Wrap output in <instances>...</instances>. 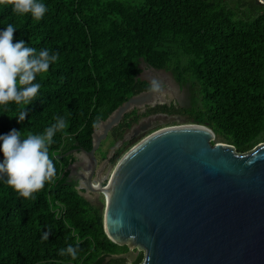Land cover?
Returning <instances> with one entry per match:
<instances>
[{
    "label": "trees",
    "instance_id": "obj_1",
    "mask_svg": "<svg viewBox=\"0 0 264 264\" xmlns=\"http://www.w3.org/2000/svg\"><path fill=\"white\" fill-rule=\"evenodd\" d=\"M48 11L37 21L0 7V28L13 24V43L23 40L37 50L59 54L42 87L25 106L0 107V135L12 129L26 136L65 118L49 155L56 176L29 198L0 180V264H126L106 262L125 253L104 233L103 209L69 184L67 156L75 148L90 151L92 134L129 98L148 91L141 65L171 74L188 87L194 104L182 124L210 128L215 143L239 154L264 143V5L257 0H42ZM124 116L115 134L130 128ZM180 115L158 105L140 117ZM127 146V145H126ZM123 149L111 159H119ZM103 159L107 154H103ZM45 234L47 238L45 239ZM77 247L72 259L59 250ZM140 258L136 261L139 262Z\"/></svg>",
    "mask_w": 264,
    "mask_h": 264
},
{
    "label": "water",
    "instance_id": "obj_2",
    "mask_svg": "<svg viewBox=\"0 0 264 264\" xmlns=\"http://www.w3.org/2000/svg\"><path fill=\"white\" fill-rule=\"evenodd\" d=\"M156 92L129 98L96 127L89 152L76 150L92 166L87 176L78 174L81 190L104 197V233L128 248L106 262L135 264L137 251L143 254L139 264H264V143L239 154L231 145L212 144L215 134L206 126L170 127L173 118L157 114L128 138L150 130L153 121L169 127L127 151L107 185L93 184L101 143L126 114L155 106Z\"/></svg>",
    "mask_w": 264,
    "mask_h": 264
},
{
    "label": "clouds",
    "instance_id": "obj_3",
    "mask_svg": "<svg viewBox=\"0 0 264 264\" xmlns=\"http://www.w3.org/2000/svg\"><path fill=\"white\" fill-rule=\"evenodd\" d=\"M0 7H10L18 15L30 13L37 21L48 11L42 0H0ZM16 30L11 23L0 28V107L25 106L14 116L21 122L27 115L26 106L37 99L41 90L38 77L48 73L50 66L58 61L59 54L48 48L37 50L23 40L13 43ZM66 127L65 118L57 115L54 123L42 132L24 136L21 131L12 129L0 135V180L24 198L31 197L46 182L52 181L56 168L49 155L50 145L56 133ZM59 254L76 259L77 247L68 244L59 250Z\"/></svg>",
    "mask_w": 264,
    "mask_h": 264
},
{
    "label": "rangeland",
    "instance_id": "obj_4",
    "mask_svg": "<svg viewBox=\"0 0 264 264\" xmlns=\"http://www.w3.org/2000/svg\"><path fill=\"white\" fill-rule=\"evenodd\" d=\"M123 2H130V3H136V0H120ZM262 5V4H261ZM142 68V74L140 75V79L142 81L148 82L152 89H154L155 91H157L154 96H152V102H154V104H156V102H160V104H164L167 106H173L176 110L179 111V113L182 115L183 111L186 109H190L192 107V104H194V98L191 97V91L188 87H180L172 78L171 74L165 71H153L150 69V67L146 66L145 64L141 65ZM150 102V104L152 103ZM173 117V122L171 125L166 124L165 122H161V121H153L152 125H151V129L141 133L138 137L136 138H132L131 140H129L127 143L123 144L121 147L117 148L116 150L110 149V141L108 142H102L103 145V150L104 153L107 154L106 152H109V157L110 159L113 158L115 152L117 150L123 149L120 157L118 160H116L114 163L110 162H104L103 165V170L101 171L100 176L98 177V179H95L93 181V183H97L94 185H101V186H105L107 185L109 178L111 176V173L113 172L115 166L117 165V163L119 162V160L122 158V156L129 151L135 144H137L138 142H140L142 139H144L146 136H148L150 133L165 128V127H173V126H181L184 125L182 124V121L184 120L183 115H176V116H172ZM145 122H147V120H143ZM169 125V126H168ZM127 145V146H126ZM109 150V151H108ZM103 153V154H104ZM103 154L101 156L97 155L98 160L100 161L101 159H103ZM88 161V158H87ZM99 169V167H98ZM99 172V171H98ZM100 179V180H99ZM87 199L96 206H99L103 209L104 212V197L102 195H96V194H90V195H86ZM126 264H128V262H126Z\"/></svg>",
    "mask_w": 264,
    "mask_h": 264
},
{
    "label": "flooded vegetation",
    "instance_id": "obj_5",
    "mask_svg": "<svg viewBox=\"0 0 264 264\" xmlns=\"http://www.w3.org/2000/svg\"><path fill=\"white\" fill-rule=\"evenodd\" d=\"M151 89L152 88H150L148 91H150ZM158 105H164V104H160V102H156L155 106H158ZM155 106H153V107H155ZM153 107L146 106V108L144 109L145 111L142 110V109H135V110L131 111V112H135L136 114L128 119L132 123L130 125V128H128L127 130H125L123 132L122 137L119 138L115 134V131H116V128L119 127V125H121L123 123V120L121 121V123L117 127H115L108 134L107 139H106L107 141L106 140L105 141L106 142L110 141V144H111L110 149L112 148L111 150H113V149L116 150L117 148L121 147L123 144L127 143L129 140L132 139V138L129 139L128 138V135L131 134L132 129H134V128H136L138 126L137 124H139L143 120H148V118H151L153 116H156L157 114H155V115H147L145 117H140L136 122H133V119H134L135 116H138V115L139 116H142L143 114H145L149 110V108H153ZM164 115H166V114H164ZM169 117L173 118L170 115H169ZM143 122H145V121H143ZM79 149H81V151H82L83 148H79L78 147V148H75V149L69 151V152H71L70 157L72 156V158L74 159V161L71 162L67 166V169L69 171V179H68V182H69V184H73L74 185V188L78 191V194L79 195H81L85 199H87L86 195H90V194H88L85 191L81 190V188H82L83 185L82 186L80 185V181H83V180L78 177V174L81 173L82 175L87 176L88 173L91 172L92 166H91V162L89 161V159L87 161V158H86V156L84 154H82L81 152H78V153L76 152V150L79 151ZM86 152H88V151H86ZM103 153H104V150H103V145L101 143L99 149L95 152V158L97 159V167L95 169L96 172L93 174L92 181H94L95 179H98V177L100 176L101 171L103 170V165H101V164H104L103 161H105V163H106V159H101L99 161L98 158H97V155L101 156ZM106 153H107V158H109V154L110 153L109 152H106ZM110 160L111 159L109 158L108 162H110ZM98 167H99V169H98ZM98 171H99V176L97 175V172ZM93 184H97V183H93ZM123 249L125 250V253L128 252V248L127 247H124ZM125 253H122V254L120 253L118 255H123ZM133 253L136 255V261L140 258L139 262H136L135 261V264H139L141 262V260L143 259V254L141 252H137V251H133ZM121 260H124V259H121ZM121 260L119 259V260H115V261H121Z\"/></svg>",
    "mask_w": 264,
    "mask_h": 264
},
{
    "label": "bare ground",
    "instance_id": "obj_6",
    "mask_svg": "<svg viewBox=\"0 0 264 264\" xmlns=\"http://www.w3.org/2000/svg\"><path fill=\"white\" fill-rule=\"evenodd\" d=\"M95 186H97V185H95Z\"/></svg>",
    "mask_w": 264,
    "mask_h": 264
}]
</instances>
